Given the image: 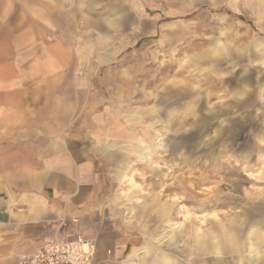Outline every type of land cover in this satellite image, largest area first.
Instances as JSON below:
<instances>
[{"label":"rangeland","instance_id":"rangeland-1","mask_svg":"<svg viewBox=\"0 0 264 264\" xmlns=\"http://www.w3.org/2000/svg\"><path fill=\"white\" fill-rule=\"evenodd\" d=\"M116 3L123 15L117 30L127 32L107 36L99 52L105 65H96L95 54L81 49L82 35H70L78 48L75 58L86 64L75 73L88 78L90 104H97L91 139L113 143L121 160L112 189L107 173L97 212L101 227L116 230L120 247L145 249L146 264L168 250L167 241L157 238L175 222H183L185 231L178 244L189 241L181 254L174 248L182 262L248 261L253 256L248 231L255 229L248 219L259 213L264 218V106L258 96L262 89L264 97V63L254 54L256 40L264 43V6L258 0ZM112 41L123 46L115 56ZM155 203L171 207V226ZM142 204L138 216L132 208ZM199 228L215 233L219 253H204L187 237ZM230 234L234 248L227 242ZM79 235L98 249L97 238L83 233L70 238ZM256 238L264 256V238ZM129 261L133 257L122 254L107 264Z\"/></svg>","mask_w":264,"mask_h":264},{"label":"crops","instance_id":"crops-1","mask_svg":"<svg viewBox=\"0 0 264 264\" xmlns=\"http://www.w3.org/2000/svg\"><path fill=\"white\" fill-rule=\"evenodd\" d=\"M258 2L264 6V0ZM116 4V0H0V192L7 195V201L0 202V264H21L47 241L77 233L98 239L94 264H107L122 254L133 257L126 264L147 262L145 249L128 243L120 247L116 230L101 227L97 212L107 192V173L112 175L113 182L108 183L112 189L115 165L121 160L113 143L91 139L97 104H90L88 78L75 73L85 63L75 58L78 48L70 38L82 35L81 49L95 54L96 65H105L106 56L99 52L105 50L107 36L127 32L117 30L123 15ZM113 41L109 43L115 56L123 46ZM254 47L257 60L264 63V43L256 40ZM246 82L240 83L243 91ZM258 96L264 106L262 89ZM213 112L216 117L225 111ZM145 206L132 211L139 210L141 216ZM154 206L171 226V207ZM209 213L203 214L204 220ZM258 215L248 219L255 228L248 231L253 256L248 261L241 257V264H264L260 243L253 240L256 235V240L264 238V218ZM174 225L157 238L167 241L168 250L150 264H186L176 250L181 254L189 241L178 244L185 231L183 222ZM214 234H202L199 228L187 237L194 238L198 250L219 253ZM235 240L228 235L231 248Z\"/></svg>","mask_w":264,"mask_h":264},{"label":"built area","instance_id":"built-area-1","mask_svg":"<svg viewBox=\"0 0 264 264\" xmlns=\"http://www.w3.org/2000/svg\"><path fill=\"white\" fill-rule=\"evenodd\" d=\"M95 242L79 235L56 238L44 243L34 254L25 256L21 264H94Z\"/></svg>","mask_w":264,"mask_h":264},{"label":"water","instance_id":"water-1","mask_svg":"<svg viewBox=\"0 0 264 264\" xmlns=\"http://www.w3.org/2000/svg\"><path fill=\"white\" fill-rule=\"evenodd\" d=\"M7 195L4 192H0V202H6Z\"/></svg>","mask_w":264,"mask_h":264}]
</instances>
